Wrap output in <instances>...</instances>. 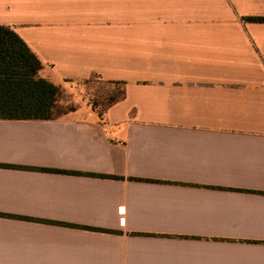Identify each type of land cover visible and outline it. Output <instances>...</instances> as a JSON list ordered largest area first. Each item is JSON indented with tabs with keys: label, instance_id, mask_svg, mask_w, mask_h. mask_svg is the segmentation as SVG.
<instances>
[{
	"label": "crops",
	"instance_id": "obj_1",
	"mask_svg": "<svg viewBox=\"0 0 264 264\" xmlns=\"http://www.w3.org/2000/svg\"><path fill=\"white\" fill-rule=\"evenodd\" d=\"M250 18L264 0H0L39 78L120 93L0 119V264H264V21Z\"/></svg>",
	"mask_w": 264,
	"mask_h": 264
},
{
	"label": "trees",
	"instance_id": "obj_2",
	"mask_svg": "<svg viewBox=\"0 0 264 264\" xmlns=\"http://www.w3.org/2000/svg\"><path fill=\"white\" fill-rule=\"evenodd\" d=\"M40 68L39 60L17 34L0 25V119L50 118L58 90L38 77ZM114 101L110 99L107 105Z\"/></svg>",
	"mask_w": 264,
	"mask_h": 264
},
{
	"label": "rangeland",
	"instance_id": "obj_3",
	"mask_svg": "<svg viewBox=\"0 0 264 264\" xmlns=\"http://www.w3.org/2000/svg\"><path fill=\"white\" fill-rule=\"evenodd\" d=\"M70 88L67 92L58 91L55 105L58 113L78 104H86L90 108L101 111L110 99L119 94V87L103 84L96 79L74 84Z\"/></svg>",
	"mask_w": 264,
	"mask_h": 264
}]
</instances>
